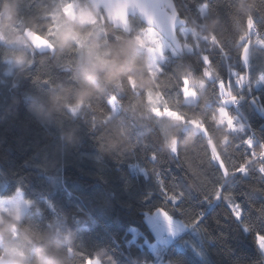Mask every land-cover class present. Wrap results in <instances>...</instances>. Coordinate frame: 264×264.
Segmentation results:
<instances>
[{"label": "trees", "instance_id": "trees-1", "mask_svg": "<svg viewBox=\"0 0 264 264\" xmlns=\"http://www.w3.org/2000/svg\"><path fill=\"white\" fill-rule=\"evenodd\" d=\"M72 1L0 0V197L21 190L30 201L20 219L0 212V227L10 229L0 239V264L31 259L49 239L55 243L42 248V264L49 256L55 264L97 256L100 264H264L257 241L264 234V0H174L186 21L187 32H178L184 53L166 50L155 74L137 41L146 26L138 17L130 33L102 13L82 23L65 12ZM253 26L257 37L249 35ZM27 31L52 48L17 45ZM248 40L247 81L240 54ZM122 57L131 63L127 77ZM86 67L89 76L112 73L103 91L83 87ZM187 80L194 102L185 98ZM225 83L236 105L224 102ZM221 107L235 117L230 124L219 119ZM245 161L247 174L236 172ZM220 185L231 201L215 198ZM158 209L189 227L159 262L145 219Z\"/></svg>", "mask_w": 264, "mask_h": 264}, {"label": "rangeland", "instance_id": "rangeland-1", "mask_svg": "<svg viewBox=\"0 0 264 264\" xmlns=\"http://www.w3.org/2000/svg\"><path fill=\"white\" fill-rule=\"evenodd\" d=\"M69 5H71V7H69ZM200 9L202 14H205V12H207L206 5H203ZM0 10L2 12L5 11L4 3L0 5ZM65 12L71 19L77 20L82 23L93 22L96 20V14L88 8L87 4H83L82 2H80V0H75L68 3V5H66L65 7ZM148 29H151V31L149 32ZM180 31L187 32V27H180ZM20 36L17 40L19 42H22L18 44L16 43L19 46L27 47L32 45L34 48L37 49L52 48V44L49 41L45 40L44 38L33 32H26V42L23 41V38L20 39ZM137 41L139 45L147 51V66L152 74H155L157 71L160 70V62L165 58V51L170 49V51L173 52L174 50L172 48V45L155 28L149 26H143L139 29ZM221 87L223 91L224 100L228 104H230L233 100L238 103V100L233 98V94H231L227 83H225V86L222 85ZM184 92L187 102H194L197 100L198 93L192 82L188 80L186 81ZM111 104L115 105L114 99L111 100ZM154 112L159 117L165 116L172 119L173 123L183 122L182 118L174 112L160 111L159 109H154ZM219 114V119L223 118V120L228 122V124L231 123L232 119H235V117L231 118L227 116L225 108L222 107L219 109ZM193 126L198 130L204 131V128L200 125H196L193 123ZM29 205L30 201L24 198L23 192L21 190H17L10 196L0 197V212H5L15 217L16 219H20L23 216V214L28 209ZM159 210L160 209L154 212H147L145 215V219L148 225L152 228V230L157 236L156 243L152 245L153 249L156 251L155 254L158 255L157 262H159V259L162 258V256L166 253V247L169 246L172 242H174V240L179 238L181 235L186 233L189 229V227L184 222L175 219L169 215L166 217ZM169 218L171 220V223L169 222ZM260 249L264 253V249H262L261 247ZM147 264H153V262H149Z\"/></svg>", "mask_w": 264, "mask_h": 264}, {"label": "water", "instance_id": "water-1", "mask_svg": "<svg viewBox=\"0 0 264 264\" xmlns=\"http://www.w3.org/2000/svg\"><path fill=\"white\" fill-rule=\"evenodd\" d=\"M88 2L91 7L94 4L99 5L100 13L114 28L130 33V18L138 17L146 26L155 28L179 54L184 53L178 32L186 21L180 16L174 0H88ZM247 44L251 45L252 41L248 40ZM241 63L246 70L248 81L250 57L247 63L241 58Z\"/></svg>", "mask_w": 264, "mask_h": 264}, {"label": "clouds", "instance_id": "clouds-1", "mask_svg": "<svg viewBox=\"0 0 264 264\" xmlns=\"http://www.w3.org/2000/svg\"><path fill=\"white\" fill-rule=\"evenodd\" d=\"M92 8L96 15H100L99 5L94 4L92 5ZM8 19L9 18L5 17L6 23ZM78 27H83V26L78 25ZM55 42L57 43L58 46L63 45L62 37L60 34H58L55 37ZM71 43L72 42L69 41V44L67 46H71ZM61 51H63V47H61ZM121 65H122L121 76L127 77L132 72L131 63L127 60V58L122 57ZM111 79H112V73L107 70L104 71L102 76L101 75L89 76L88 70L86 67L85 70L82 72L81 84L83 85V87L91 88L94 91H103L105 84L111 81ZM9 235H10V229L7 225L0 227V239H6ZM53 243H55V241L52 239H49L44 245L35 246L32 250L31 259H23L22 257L17 256L15 258H6L3 261V264H42L41 255H40L42 248H46ZM43 264H55V262L49 256V257L44 258Z\"/></svg>", "mask_w": 264, "mask_h": 264}, {"label": "snow or ice", "instance_id": "snow-or-ice-1", "mask_svg": "<svg viewBox=\"0 0 264 264\" xmlns=\"http://www.w3.org/2000/svg\"><path fill=\"white\" fill-rule=\"evenodd\" d=\"M69 7H71V5H69ZM151 23V20L149 21ZM248 23L249 24H252V25H256V22H255V19L254 18H249L248 20ZM148 31L150 32L151 29H148ZM243 39V38H241ZM250 47L251 45L250 44H245L244 47L242 48L241 50V58L242 60L247 63L248 60H249V57H250ZM203 60L207 59V60H210L211 58L210 57H207V56H203L202 57ZM203 71V70H202ZM244 78V77H242ZM261 79H264V77H261ZM235 99V97H233ZM245 143H247L250 147H254V144L252 142V140L250 138H248ZM153 159H155V154H153ZM251 157H249V161H250ZM249 161H245V163L241 166H239V168L235 169L236 172H239V173H243V174H247V164ZM227 168V165H224V167L221 169L222 170V173H223V176H224V169ZM259 171L261 173H264V165H262L259 169ZM161 184L163 185V181L161 180ZM222 193H224V189H223V185H220L217 187V191L215 193V198L216 199H220L222 196L225 200H228V201H231L232 197H231V193H227L226 195H222ZM166 195L167 192H166ZM183 196V192L181 191L179 193V197ZM179 197L177 195H171L169 196L168 195V198L170 201H178L179 200ZM159 211H161L166 217L168 216V213L166 211V209H160ZM233 212L234 214L236 215L237 218H240L242 216V211L239 207V205H234L233 206ZM169 222L171 223V220L169 218ZM257 241H258V244L259 246L264 249V234H257ZM84 264H100V259H99V256H97L96 258H91V257H88L85 259L84 261Z\"/></svg>", "mask_w": 264, "mask_h": 264}, {"label": "built area", "instance_id": "built-area-1", "mask_svg": "<svg viewBox=\"0 0 264 264\" xmlns=\"http://www.w3.org/2000/svg\"><path fill=\"white\" fill-rule=\"evenodd\" d=\"M249 35L252 36V37L259 36L258 29L256 27H254V26L251 27L250 34ZM241 40H243V39H239V42H241ZM231 103H234L236 105V102H234V100ZM232 124L233 125H236L237 124V121L234 120ZM263 156H264V146L262 147V150H261L260 154L258 155V157L259 158H262Z\"/></svg>", "mask_w": 264, "mask_h": 264}, {"label": "crops", "instance_id": "crops-1", "mask_svg": "<svg viewBox=\"0 0 264 264\" xmlns=\"http://www.w3.org/2000/svg\"><path fill=\"white\" fill-rule=\"evenodd\" d=\"M156 238H157V236H156ZM151 249H152V251H153L154 253H156V251L153 249V246L151 247Z\"/></svg>", "mask_w": 264, "mask_h": 264}]
</instances>
